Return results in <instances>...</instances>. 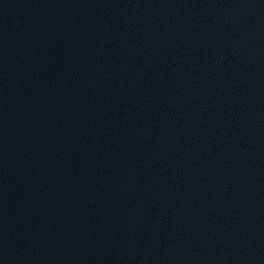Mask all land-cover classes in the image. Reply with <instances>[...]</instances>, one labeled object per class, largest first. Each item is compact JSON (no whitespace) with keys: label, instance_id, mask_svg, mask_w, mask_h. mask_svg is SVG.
<instances>
[{"label":"water","instance_id":"1","mask_svg":"<svg viewBox=\"0 0 264 264\" xmlns=\"http://www.w3.org/2000/svg\"><path fill=\"white\" fill-rule=\"evenodd\" d=\"M0 264H264V0H0Z\"/></svg>","mask_w":264,"mask_h":264}]
</instances>
